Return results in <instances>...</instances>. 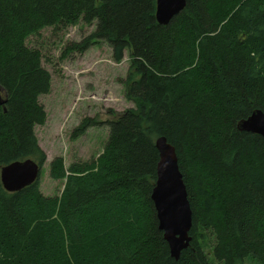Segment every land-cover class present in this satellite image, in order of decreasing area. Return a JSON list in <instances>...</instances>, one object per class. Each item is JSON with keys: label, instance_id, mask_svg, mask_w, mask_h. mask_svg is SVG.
Instances as JSON below:
<instances>
[{"label": "trees", "instance_id": "1", "mask_svg": "<svg viewBox=\"0 0 264 264\" xmlns=\"http://www.w3.org/2000/svg\"><path fill=\"white\" fill-rule=\"evenodd\" d=\"M156 8L157 0H0V171L47 160L35 126L47 119L39 97L51 74L26 44L30 33L96 21L77 46L104 40L117 63L127 51L125 96L136 104L107 121L97 158L68 167L53 158L50 176L66 180L61 195H45L39 180L10 192L0 177V264H264V137L238 128L264 111V0H187L167 25ZM101 123L85 117L75 135ZM162 135L193 211L178 259L151 199Z\"/></svg>", "mask_w": 264, "mask_h": 264}, {"label": "rangeland", "instance_id": "2", "mask_svg": "<svg viewBox=\"0 0 264 264\" xmlns=\"http://www.w3.org/2000/svg\"><path fill=\"white\" fill-rule=\"evenodd\" d=\"M95 27L96 21L87 23L79 18L75 22L45 26L25 39L29 47L40 51L42 65L51 74L49 92L39 97L47 119L44 124L35 126L39 143L47 153L39 177L40 190L47 196L61 195L66 181L50 176L53 158L62 156L66 167L76 161L97 158L108 139L107 121L136 105L125 96L130 66L127 51L123 61L117 63L112 58L111 46L104 40L79 50L77 44ZM85 117H96L103 123L89 127L82 135H75L76 127ZM214 244L213 233L207 231L203 248L211 258ZM239 264L258 263L248 257Z\"/></svg>", "mask_w": 264, "mask_h": 264}, {"label": "water", "instance_id": "3", "mask_svg": "<svg viewBox=\"0 0 264 264\" xmlns=\"http://www.w3.org/2000/svg\"><path fill=\"white\" fill-rule=\"evenodd\" d=\"M186 4L187 0H157L158 22L167 25ZM0 104H4L1 93ZM238 128L264 137V111L255 109L247 118L239 121ZM156 146L160 159L151 199L156 209L159 229L164 233L171 256L178 259L181 251L187 248L192 240L190 231L193 225V211L175 146L163 135L156 139ZM41 170L42 166L37 161L27 158L3 166L0 177L4 188L15 192L37 182Z\"/></svg>", "mask_w": 264, "mask_h": 264}]
</instances>
